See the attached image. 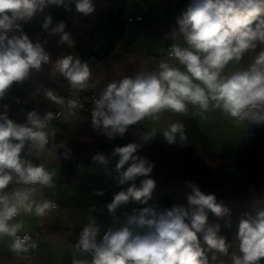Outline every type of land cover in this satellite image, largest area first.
Segmentation results:
<instances>
[{
	"label": "clouds",
	"instance_id": "1",
	"mask_svg": "<svg viewBox=\"0 0 264 264\" xmlns=\"http://www.w3.org/2000/svg\"><path fill=\"white\" fill-rule=\"evenodd\" d=\"M72 4L76 14L88 16L95 11L93 0H0V101L13 84L50 65V76L63 78L73 95L66 99L48 89L45 99L67 109L73 118L84 109L80 94L98 88L89 64L72 54L53 61L45 48L48 40H34L23 30V24L45 8L62 6L71 12ZM176 21L182 39L174 37L154 70L119 75L93 96L91 127L108 140L123 138L131 126L145 121L153 126L136 130L140 142L114 147L111 155L118 157V183L131 182L130 186L106 204L113 218L106 230L93 216L87 217L72 245V264H214L219 256L229 255L231 264H264V208L246 214L229 242L221 235V225L209 222V213L220 218L229 216L230 209L215 193H205L191 181L186 204L149 206L116 216L129 202L147 204L152 198L156 182L150 174L155 165L138 154L144 145L158 134L169 145L184 146L188 141L185 125L178 119L166 127L155 126L166 114L189 116L191 106L201 115L219 111L237 126L264 124V51L243 63L246 55L264 45V0H189ZM41 28L49 37H58L59 45L75 47L65 21L53 25L47 15ZM8 107L4 104L0 112V239L9 238V251L19 256L38 248V241L25 230L23 217L44 219L58 212L56 201L45 195V189L55 187L58 171L34 161L49 151L58 131L52 124L62 112L40 114L34 109L18 123L7 115ZM55 147L63 150L66 159L70 157L67 144ZM92 160L108 164L102 152ZM139 177L145 179L137 186ZM95 194L104 195L101 190ZM77 253L91 259L78 258Z\"/></svg>",
	"mask_w": 264,
	"mask_h": 264
},
{
	"label": "trees",
	"instance_id": "2",
	"mask_svg": "<svg viewBox=\"0 0 264 264\" xmlns=\"http://www.w3.org/2000/svg\"><path fill=\"white\" fill-rule=\"evenodd\" d=\"M126 1L96 0L97 11L88 16L76 14L74 4L71 5L73 9L71 12L65 11L62 6H49L43 13H37L31 22L23 24V30L34 40L37 38L42 41L48 40L45 48L51 53L53 61L58 56L68 54L76 55L87 63L93 55L100 60L105 53L94 52L96 42H103L105 49L110 52L125 34ZM188 2L189 0H171L166 8V22L163 25L150 26L148 33L157 35L165 45L179 33L176 17ZM47 15L52 16L53 25L59 21L66 22L65 31L71 33L75 41L74 48L59 45L58 37H49L42 30L41 24ZM260 51H264V45H258L255 52L258 54ZM50 68V65H44L42 71L31 72L23 83L13 84L7 97L0 101V112L4 111L3 105L7 104L9 118L23 123L31 110L35 109L43 114L45 111H55L59 108L45 99L46 90L51 89L66 99L72 98L73 94L67 82L59 76L51 77ZM17 98L20 102H17ZM90 108L91 106L81 112L76 122L58 125L57 134L53 142H50L53 146L63 142L72 150L70 157L66 159L63 150L57 148L61 165L59 184L71 187L81 180L99 178L95 175L79 174V170L89 165L106 166L110 167V175L101 179H108L116 189H120L122 185L118 183V173L115 171L118 157H113L111 153L116 146H124L133 141L140 142L135 133L137 129L143 132L144 127L131 126L123 138L117 137L110 141L92 129ZM247 129L249 146L235 155H209L195 143L177 148L154 139L145 144L138 154L148 157L155 165L150 178L155 180V189L159 191V203L156 208L186 204L187 194L191 192L187 182H194L205 193H215L218 201H222L224 206L230 208V215L225 217L217 218L209 213V222H218L221 225V235L231 242L238 231L239 221L246 218V214L255 215L257 209L264 208V124H247ZM101 152L108 159L107 165L92 160L94 155ZM142 179L145 177L136 180L137 186ZM9 187L13 188L15 185ZM131 203L135 204L134 201ZM144 207L148 206L142 208ZM48 232L69 241L72 245L76 243L79 235V231L59 227H51ZM231 251L230 249V253ZM214 264H231L230 255L219 256Z\"/></svg>",
	"mask_w": 264,
	"mask_h": 264
},
{
	"label": "crops",
	"instance_id": "3",
	"mask_svg": "<svg viewBox=\"0 0 264 264\" xmlns=\"http://www.w3.org/2000/svg\"><path fill=\"white\" fill-rule=\"evenodd\" d=\"M170 1L154 0L151 3L148 0L126 1L125 22L127 18H138L139 21L134 23L126 22L125 34L118 41L114 50L109 52L105 49V54L100 60L88 63L95 80L98 82V88L95 91L102 89L111 80L119 78V75H134L142 68L149 70L156 68L166 52L167 43L165 45L162 44L157 35L151 32L148 33V29L151 28L150 26L163 25L166 22V8ZM174 37L175 35L168 42L172 44ZM174 119H178L185 125L188 137L187 143L184 146H181L179 142L175 145H169L159 134L155 140L177 148L195 143L209 155H235L249 146L247 130L242 125H235L230 118L219 111L201 115L198 110L190 106L189 116L174 117L171 114H166L161 122L155 126L166 127ZM145 122L146 127L144 128L153 126L148 121ZM61 124L69 123L61 122ZM52 146L53 144L48 147V152L41 154L39 162L46 163L50 169H56L59 180L61 165L60 162H58L59 164L51 162ZM55 165L59 166L56 168ZM81 181L74 183L72 186L79 184ZM57 185H60L59 181ZM45 195L59 204L58 212L44 219L35 216L23 217L27 233L35 234L39 230H44L38 238V248L27 254L17 256L8 249L9 238L0 239V264H72L75 251L72 244L48 232L51 227L69 229L65 228L62 223L65 222V214L58 202V199L61 198V191L55 185L53 189H45ZM76 255L78 258L91 259L90 255H81L79 253Z\"/></svg>",
	"mask_w": 264,
	"mask_h": 264
},
{
	"label": "rangeland",
	"instance_id": "4",
	"mask_svg": "<svg viewBox=\"0 0 264 264\" xmlns=\"http://www.w3.org/2000/svg\"><path fill=\"white\" fill-rule=\"evenodd\" d=\"M153 1L154 0H148L149 3ZM175 37L182 38L179 37V33L178 35L175 34ZM256 54L257 53L255 52L246 55L244 57L245 62L243 63H246L251 58V56H254ZM78 118H79L78 116L73 118L70 112L66 109L64 111L62 122L70 124L76 122ZM242 126L248 132V129H246L247 124ZM143 127H146V122H144ZM139 131L141 132V130ZM136 137L139 140V136L137 134ZM51 148H52L51 162L53 163L55 162V164L56 163L59 164L57 148L55 146H52ZM55 166L57 168V166L59 165H55ZM110 172H111L110 167L89 165V166H83L79 170V174L95 175V176H99V178L84 180L81 181L79 184H75L72 187H63L60 185L58 186L57 185L58 181H56V188L61 191V198L58 199V202L60 203L62 207V211H64L65 214L64 215L65 222H62L65 225V226L63 225L65 228H69L72 231L75 230L80 232L84 224L87 222V217L89 215L93 216L96 219L97 223L100 224L101 228L104 230H106L107 227H109L113 223V218L109 215L106 208V204L111 202L115 193L121 190H126L127 187L130 186L131 182L122 185L120 189H116L108 179L106 178L101 179V177L109 176ZM97 190L103 191L104 195L102 196L96 195L95 192ZM226 193L227 191L224 192V194ZM134 203L135 204L129 202V204L119 208L116 212V216L122 218L123 213L127 212L131 214L134 209L138 210L141 209L143 206L157 207L159 203V191L157 189H154L152 198L148 201L147 204H141L139 202H134Z\"/></svg>",
	"mask_w": 264,
	"mask_h": 264
},
{
	"label": "built area",
	"instance_id": "5",
	"mask_svg": "<svg viewBox=\"0 0 264 264\" xmlns=\"http://www.w3.org/2000/svg\"><path fill=\"white\" fill-rule=\"evenodd\" d=\"M137 21H139L138 18H136V19H134V18H127L126 19V22L127 23H134V22H137ZM170 45H171V43L170 42H167L166 47H165L166 48V51H167V49L169 48ZM104 50H105L104 43L101 42V41L96 42L95 47H94V52L97 53V54H102L104 52ZM90 61L91 62L98 61L96 55H93L90 58ZM95 95H96V91H86V92H83V93L80 94V102L83 103L85 105V107H84V109H82L81 111H79L78 116H79V114L81 112L87 110V108L89 106H92V99L94 98L93 96H95ZM65 110L66 109H60V108H58V109L55 110V111H61L62 112V115L60 116V118H58L55 121H53V124H52L53 127H56L57 128V126L61 124ZM59 208H60V206L58 207V209ZM43 232H44V230H39L35 234H31V233H28V234L32 235L33 236V239H35V240L38 241V238H39L40 234H42Z\"/></svg>",
	"mask_w": 264,
	"mask_h": 264
},
{
	"label": "water",
	"instance_id": "6",
	"mask_svg": "<svg viewBox=\"0 0 264 264\" xmlns=\"http://www.w3.org/2000/svg\"><path fill=\"white\" fill-rule=\"evenodd\" d=\"M93 3H94V5H95V11H94V12H96V11H97V4H96V0H93Z\"/></svg>",
	"mask_w": 264,
	"mask_h": 264
}]
</instances>
